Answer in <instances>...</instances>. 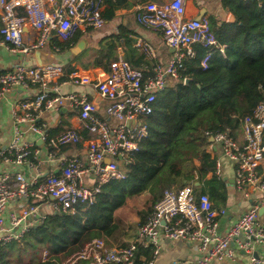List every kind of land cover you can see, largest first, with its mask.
<instances>
[{"label":"built area","instance_id":"built-area-1","mask_svg":"<svg viewBox=\"0 0 264 264\" xmlns=\"http://www.w3.org/2000/svg\"><path fill=\"white\" fill-rule=\"evenodd\" d=\"M187 1L147 2L138 8L137 22L160 30L173 54L166 63L152 65L149 74L133 68L123 57L113 61L106 77L93 84L98 94L108 101L106 119L98 116L97 103L84 93L65 94L56 87L57 92L52 93L51 84L66 76L62 65L0 69V103L18 88L39 90L34 97H24L12 104V140L7 147L0 148V167H24L31 172L28 175L21 170L15 173L0 170V247L22 240L31 228L45 223L52 214L75 212L79 205L93 204L104 184L125 180L149 136L148 120L159 95L183 80L181 71L185 70V60L196 56L195 46L208 50L201 62L204 70L209 68L215 53L226 56L227 45L218 40L209 18L185 17ZM103 8V0H0L3 22L0 44L25 54L49 46L53 39L72 44L80 31L105 26ZM19 10L23 14H19ZM26 27L39 33L38 39L30 44L24 39ZM135 46L146 57H154V49L147 41L137 39ZM68 82L92 83L87 77L75 75ZM60 109L77 111L85 123L91 136L87 148L89 166L77 157H59L63 147L84 141L76 129L68 128L51 137L45 125L40 126L41 117ZM239 128L243 131L241 141L230 129L214 135L207 133L215 139L224 157L236 164L235 182L228 184V192L243 193L250 203L257 202L249 205L247 212L225 235L219 233V217L225 216L227 211H217L209 193L198 197L194 185L190 184L180 190L165 191L154 213L139 228L131 243L109 247L103 239H95L62 264H137L140 247L151 250L153 261L150 264H153L162 254L164 240H182L196 246L201 256L195 264L236 260L238 251L232 244L250 255V264H264V258L254 256L257 246L264 245V216L260 218V209L264 208V174L259 173L264 165V101L251 115L241 119ZM28 132L38 134L46 143L47 160L34 143L26 140ZM51 164L55 167L44 176V166ZM91 174L97 178L92 189L87 186ZM214 177L223 178L219 160L216 171L209 172L207 180ZM16 199L30 202L10 212L7 222L5 214ZM47 256L45 252L44 260Z\"/></svg>","mask_w":264,"mask_h":264},{"label":"trees","instance_id":"trees-1","mask_svg":"<svg viewBox=\"0 0 264 264\" xmlns=\"http://www.w3.org/2000/svg\"><path fill=\"white\" fill-rule=\"evenodd\" d=\"M103 4L106 21L114 20L118 10L134 5L128 0H103ZM222 4L234 14L236 22L225 23L219 29L214 18L210 22L218 40L227 45L226 56L215 53L204 70L201 62L208 50L195 46L196 56L185 60V70L181 71L183 80L159 95L148 120L149 136L129 167L127 178L104 184L93 204L79 205L75 212L52 214L45 223L31 228L22 240L0 247V264H10L13 254L25 253L29 247L37 249V254H48L46 260L35 254L29 264H62L95 239H103L109 247L121 236L133 239L117 212L132 198L145 193L152 197L149 208L139 212V226L154 213L167 190L199 183L202 187L195 190L196 194L201 190V194L197 196L208 192L213 208L227 202L228 182L217 177L207 180L208 173L216 171L218 160L210 149L214 144L207 133L214 135L238 127L241 119L264 101V0H222ZM128 34L120 26L108 48L125 39L129 48L125 60L134 68L146 66L145 73L149 74L152 66L132 48ZM79 38L80 32L72 43ZM54 44L63 49L70 46L58 40ZM140 255L146 257L144 262L139 260ZM152 261L151 250L140 247L137 264Z\"/></svg>","mask_w":264,"mask_h":264},{"label":"crops","instance_id":"crops-1","mask_svg":"<svg viewBox=\"0 0 264 264\" xmlns=\"http://www.w3.org/2000/svg\"><path fill=\"white\" fill-rule=\"evenodd\" d=\"M128 1L129 3L134 4L131 8L118 10L116 12V18L112 21H107L105 26L101 29H89L80 31L79 40L76 43L70 44V46L66 47L65 49L60 46H55L54 41H56V39H53L51 41V44L45 47L43 50L35 51L29 54L13 52L6 45L0 44V69L15 70L20 65L28 67L42 66L43 64L62 65L65 69L66 76L59 82L51 84L50 88H52V93L57 92L55 91V87L58 88L61 93L65 94L71 92L84 93L91 100L97 103L99 107V110L97 112L98 116L102 119L108 118L106 115V107L108 105V101L98 94L93 84L95 83V81L102 80L106 77L110 68V64L113 61L117 60L120 57H123L124 59L126 58V52L129 50V48L127 47L125 39H123L119 43L115 42L116 46L114 48H108V44L111 43L113 36L118 34L120 26H123L129 31L130 34H128V37L132 40V48H136L138 56L142 57L143 62H148L150 66L154 64L166 63L173 54V50L167 47L163 33L160 30L146 28L140 25L136 20L137 11L141 5L147 2L163 4L171 0ZM104 9L105 7L103 8V10ZM203 10H205L204 17L215 19L217 29L221 28L225 23H228V19L231 14V12L223 6L222 0H188L186 2L185 17L187 19H198ZM18 12L19 14H23L21 10H19ZM1 14L2 11L0 10V28L3 24ZM38 35L39 33L35 29L26 27L24 35L25 43L30 44L36 41L38 39ZM137 39H143L152 45L154 49V57H146V55L135 46ZM81 42H84V46L80 50H77V52L73 51L74 49H78V46L81 44ZM56 47H59L60 50L58 51ZM141 67L142 68H139L141 70H145L146 68V66L143 67V65ZM72 75L87 77L92 81V83L86 85L70 83L68 82V80ZM37 92H39V90L36 87L30 89L18 88L8 93L6 98L0 103V148L7 147L12 140V104L18 99L24 97H34ZM40 122L42 125H45L47 132L54 137L68 128L76 129L82 135L84 141L77 145L63 147L59 153V157H77L85 165L89 166L90 163L88 160L87 148L91 136L85 128V123L79 118V114L77 111H72L71 109H60V111H54L52 113L45 114L43 117H41ZM232 131L234 132V136L238 140H243V131H241L239 126L232 129ZM26 140H28V142L34 143L35 148L39 149L42 152V158L44 160H47L46 155L48 151L46 143L38 134L28 132L26 133ZM213 144L214 154L217 155L218 160L221 164V172L223 178L227 179L228 184H233L236 177V164L224 157L219 145L215 143ZM107 161L110 160L107 159ZM54 167L55 165L51 164L48 166H44V169L47 172ZM1 168L10 170L13 173H15V170H21L22 172L31 175V172H29L24 167L19 168L11 165H2L0 167V170ZM259 173L262 175L264 174V165L259 169ZM96 182L97 178L95 177V175L91 174L90 178L87 180V186L92 189L93 187H95L94 184H96ZM194 187H199L200 189L202 186H197L196 184V186ZM204 189L205 191H208L206 187ZM197 194H201V190L200 192H197ZM29 202L30 201L28 199H16L12 201L9 204L7 213L5 214L6 221L8 222L10 212L18 210V208L25 204H28ZM250 204V201H247L245 198L234 199L228 197V200L224 205L217 206V211H219L220 209H225L227 211V214L225 216L219 217V233L225 235L227 231L238 221L240 216L247 212ZM44 209L47 210L46 207ZM121 210L122 209L117 212V218ZM140 227L141 226H139V228ZM139 228L136 229V236ZM136 236H134V238L132 236V240L127 239L126 236H121L120 239H118L117 242L114 243V246L127 245L131 243L136 238ZM127 241L130 242L123 243ZM175 244L176 242H168L166 240L162 241L161 256L173 250L176 246ZM231 246L236 251H238L236 260H216L211 264H250L251 257L249 254L238 250L236 244H232ZM256 252H258L260 258H264V245H258L256 248ZM140 256V261L144 262L146 257L143 255ZM200 256L201 254L197 250L196 246L189 244V246H185L181 250L180 260L173 264H181L184 262L187 264H195Z\"/></svg>","mask_w":264,"mask_h":264},{"label":"rangeland","instance_id":"rangeland-1","mask_svg":"<svg viewBox=\"0 0 264 264\" xmlns=\"http://www.w3.org/2000/svg\"><path fill=\"white\" fill-rule=\"evenodd\" d=\"M243 193H238L236 195H232L228 193V197L234 198V199H243ZM152 196L149 194H143L138 197L132 198L128 204L122 208L120 214L118 215V219L120 218V221H122V224L124 225V228L126 231L130 232L131 235L136 236V232L139 228L140 224V217H139V212L143 210H147L150 206L149 204V199ZM136 227V228H135ZM132 240V239H131ZM123 242V243H128ZM26 252L21 253L17 251L15 254L11 256V262L10 264H29L30 260L32 257H35V254L37 255L36 257L44 259L45 252L40 251L38 254L37 249H32L29 247L28 249H24Z\"/></svg>","mask_w":264,"mask_h":264},{"label":"water","instance_id":"water-1","mask_svg":"<svg viewBox=\"0 0 264 264\" xmlns=\"http://www.w3.org/2000/svg\"><path fill=\"white\" fill-rule=\"evenodd\" d=\"M204 15H205V10H203V11L201 12L200 16L198 17V20H201V19L204 17ZM235 22H236V17L234 16L233 13H231L230 16H229V19H228V23H235ZM83 46H84V42H81V44L78 46V49H74L73 51L77 52V50H80ZM43 49H44V48L39 49V50H37V51H40V50H43ZM43 65H44V64H43ZM43 65H42V66H43ZM45 65H47V64H45ZM185 82H186V84H188L189 79H186ZM209 141H210L211 143H214V142H215V139H214L213 137H211V138L209 139ZM107 162H110V161H107ZM55 172L57 173V172H59V170L56 169ZM47 174H48V172H46V173L44 174V176H46ZM224 180L227 181L226 178H225ZM198 185H199V183H197V186H198ZM251 203L254 204V205L257 204V202H255V201H253V200L251 201ZM262 216H264V208H263V207L260 209V218H261ZM163 224H165V222H163ZM175 245H176V246H175V248H174L173 250H171V251L165 253V254L162 255V256H159V257L154 261L153 264H173V263L179 261V260H180V257H181V250H182L185 246H189V244H187L186 242H184V241H182V240H179V241H176V244H175ZM254 256H255L256 258H260L259 255H258V252H255V253H254Z\"/></svg>","mask_w":264,"mask_h":264}]
</instances>
